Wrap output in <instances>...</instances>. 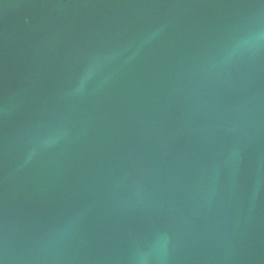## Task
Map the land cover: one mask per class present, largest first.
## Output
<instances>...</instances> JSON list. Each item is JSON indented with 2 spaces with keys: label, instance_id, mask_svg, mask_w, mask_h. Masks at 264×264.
<instances>
[{
  "label": "water",
  "instance_id": "1",
  "mask_svg": "<svg viewBox=\"0 0 264 264\" xmlns=\"http://www.w3.org/2000/svg\"><path fill=\"white\" fill-rule=\"evenodd\" d=\"M264 0H0V264H264Z\"/></svg>",
  "mask_w": 264,
  "mask_h": 264
},
{
  "label": "clouds",
  "instance_id": "2",
  "mask_svg": "<svg viewBox=\"0 0 264 264\" xmlns=\"http://www.w3.org/2000/svg\"><path fill=\"white\" fill-rule=\"evenodd\" d=\"M259 41H264V33H261L255 37H253L249 43H250V45H254L255 43H257Z\"/></svg>",
  "mask_w": 264,
  "mask_h": 264
}]
</instances>
